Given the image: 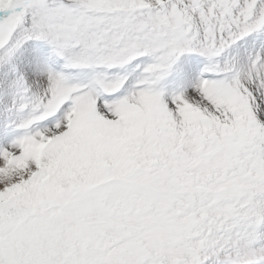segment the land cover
<instances>
[{
	"label": "snow or ice",
	"instance_id": "1",
	"mask_svg": "<svg viewBox=\"0 0 264 264\" xmlns=\"http://www.w3.org/2000/svg\"><path fill=\"white\" fill-rule=\"evenodd\" d=\"M0 264H264V0H0Z\"/></svg>",
	"mask_w": 264,
	"mask_h": 264
}]
</instances>
